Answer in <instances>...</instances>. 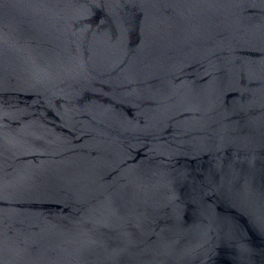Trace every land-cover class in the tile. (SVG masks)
<instances>
[{"label": "water", "instance_id": "95a60500", "mask_svg": "<svg viewBox=\"0 0 264 264\" xmlns=\"http://www.w3.org/2000/svg\"><path fill=\"white\" fill-rule=\"evenodd\" d=\"M0 264H264V0H0Z\"/></svg>", "mask_w": 264, "mask_h": 264}]
</instances>
